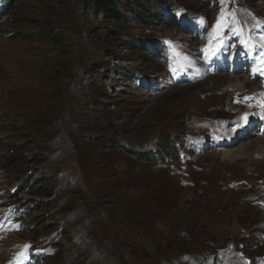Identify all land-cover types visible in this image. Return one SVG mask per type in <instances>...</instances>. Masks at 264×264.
I'll list each match as a JSON object with an SVG mask.
<instances>
[{
	"label": "rangeland",
	"instance_id": "rangeland-1",
	"mask_svg": "<svg viewBox=\"0 0 264 264\" xmlns=\"http://www.w3.org/2000/svg\"><path fill=\"white\" fill-rule=\"evenodd\" d=\"M88 2L0 0V264H264V0Z\"/></svg>",
	"mask_w": 264,
	"mask_h": 264
},
{
	"label": "bare ground",
	"instance_id": "bare-ground-1",
	"mask_svg": "<svg viewBox=\"0 0 264 264\" xmlns=\"http://www.w3.org/2000/svg\"><path fill=\"white\" fill-rule=\"evenodd\" d=\"M255 54L257 55L258 58H256ZM239 56L241 58L240 62H243L244 66H245L243 69H245L247 67V71L245 72L246 75L244 74L239 79L237 78L236 80H234V78L232 79L231 76L235 75V74L232 73L231 75L226 76L225 79L222 81V87H223V89L225 87L230 89V90H228V92L231 90H234V92H236L238 90H243L245 92H252L250 94H252V96L255 97L254 90L258 89V88H260V86L264 85V48L257 45L254 38L251 37V39L248 41L247 48L242 49ZM260 59L262 61L261 63L258 61ZM192 60H194V63H197L200 61V58L193 56ZM204 61H207V60L204 59ZM231 63H227V64H231ZM204 64L208 70H206V68H204V70H203V68H201V70H203L205 72L208 71L210 73L209 65L207 64V62H204ZM196 65L198 67H200V66L202 67V63H198ZM233 67H235V66H233ZM234 72H236V70ZM184 77H185V74H182V79H184ZM207 80L212 83L213 77L209 76L207 78ZM257 82H259L260 85H257ZM250 107H252V105H250L247 108H250ZM262 107H263L262 109L264 110V106H262ZM260 124H261V128L263 127V129H264V123L261 122ZM251 127H253V128L257 127L256 121H255V123H253V125H251ZM247 129L248 128H246V131H247L246 133L248 134ZM222 134H224V133H222ZM252 134H253V132L251 131L249 133V135H252ZM258 135L257 134L255 135L256 139L253 141H246V142L238 141L236 144H232L233 141L227 137L226 139H224L227 141H224V142L229 144V146L226 150H224V152L221 153L223 158L230 160L231 162L241 161L246 157L248 151L252 148L256 149V151H255L256 154L263 153L264 152V138L261 136H258ZM243 137H245V136L243 135L241 138L243 139Z\"/></svg>",
	"mask_w": 264,
	"mask_h": 264
},
{
	"label": "trees",
	"instance_id": "trees-1",
	"mask_svg": "<svg viewBox=\"0 0 264 264\" xmlns=\"http://www.w3.org/2000/svg\"><path fill=\"white\" fill-rule=\"evenodd\" d=\"M136 0H89V6L90 8L97 10V11H101L102 12L104 10H115V7L118 6V8L120 9V6L122 4H131L132 2L134 3ZM11 2V0H8V4ZM132 6V4H131ZM165 141H162L160 145H163ZM167 143V142H165ZM130 153V152H129ZM135 159L138 161H145V156L146 153H135ZM42 178V176H40ZM47 206L45 204H42L39 208V211H43V209H46Z\"/></svg>",
	"mask_w": 264,
	"mask_h": 264
},
{
	"label": "snow or ice",
	"instance_id": "snow-or-ice-1",
	"mask_svg": "<svg viewBox=\"0 0 264 264\" xmlns=\"http://www.w3.org/2000/svg\"><path fill=\"white\" fill-rule=\"evenodd\" d=\"M25 247H28L27 245Z\"/></svg>",
	"mask_w": 264,
	"mask_h": 264
}]
</instances>
